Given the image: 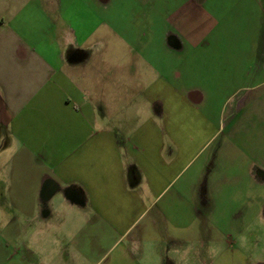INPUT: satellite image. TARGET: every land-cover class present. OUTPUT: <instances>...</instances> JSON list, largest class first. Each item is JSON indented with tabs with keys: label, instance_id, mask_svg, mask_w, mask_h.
Here are the masks:
<instances>
[{
	"label": "crops",
	"instance_id": "crops-1",
	"mask_svg": "<svg viewBox=\"0 0 264 264\" xmlns=\"http://www.w3.org/2000/svg\"><path fill=\"white\" fill-rule=\"evenodd\" d=\"M0 264H264V0H0Z\"/></svg>",
	"mask_w": 264,
	"mask_h": 264
},
{
	"label": "rangeland",
	"instance_id": "rangeland-1",
	"mask_svg": "<svg viewBox=\"0 0 264 264\" xmlns=\"http://www.w3.org/2000/svg\"><path fill=\"white\" fill-rule=\"evenodd\" d=\"M112 85V84H111Z\"/></svg>",
	"mask_w": 264,
	"mask_h": 264
}]
</instances>
